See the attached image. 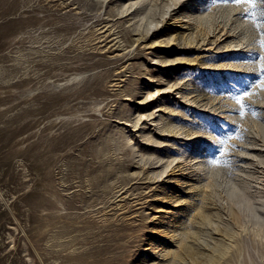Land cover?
Segmentation results:
<instances>
[{
  "label": "rangeland",
  "instance_id": "rangeland-1",
  "mask_svg": "<svg viewBox=\"0 0 264 264\" xmlns=\"http://www.w3.org/2000/svg\"><path fill=\"white\" fill-rule=\"evenodd\" d=\"M193 1L0 0V264H264V0Z\"/></svg>",
  "mask_w": 264,
  "mask_h": 264
},
{
  "label": "bare ground",
  "instance_id": "bare-ground-1",
  "mask_svg": "<svg viewBox=\"0 0 264 264\" xmlns=\"http://www.w3.org/2000/svg\"><path fill=\"white\" fill-rule=\"evenodd\" d=\"M199 1H201L202 2V0H199ZM204 1V0H203ZM190 6H186V7H183V8H181V9H178V10H175V13L174 14H177L178 13V15L179 14H181V13H185V14H187V15H192V13H193V10H194V4H195V2L193 1V0H190ZM180 8V7H179ZM180 16V15H179ZM189 19V18H188ZM178 20V19H177ZM176 20V21H177ZM175 21V20H174ZM188 23V22H187ZM189 24V23H188ZM179 27L180 28H184L185 27V24H179ZM172 51V50H171ZM158 91H160V89H157ZM164 90V89H163ZM163 104V103H162ZM164 105V104H163ZM263 128V127H262ZM201 146V145H200ZM197 151V150H196ZM194 153V152H193ZM199 156V155H198ZM258 156V155H257ZM207 157H209V156H207ZM205 158V157H204ZM206 159V158H205ZM204 159V160H205ZM209 159H210V157H209ZM262 159V158H261ZM209 160L207 159L206 160V162H208ZM262 163V162H261ZM206 164V163H205ZM205 164H203V165H205ZM201 168H202V166H201ZM176 171V170H175ZM179 180V179H178ZM237 184V183H236ZM231 196L232 197H237L238 198V200H237V202H240V203H242L243 204V202H245V204L250 208V204H251V196L250 195H248L243 189H241V188H238L237 186H233V188L231 189ZM234 199V198H233ZM253 203V202H252ZM262 203H263V205H264V200H262ZM234 206H235V204H234ZM257 207V206H256ZM250 209H253V211H254V208H250ZM240 210V209H239ZM256 211V210H255ZM233 213H234V215H235V217L237 216V214H238V212L235 210V209H233V211H232ZM255 214V217H254V220H253V225H254V231H255V233H257V234H259V235H262V237L264 238V218L262 219L261 218V216L260 215H258L259 213H254ZM251 227V226H250ZM211 248V247H210ZM183 249H184V251H183V253L185 254V255H191V257L193 258V262H194V264H216L217 263V259H218V255L215 253V252H213L214 250H218L219 251V253H224L225 251H226V247L223 245H221V244H217V245H213V251H212V253L210 254H208L207 256H205V257H202L201 256V253H200V255H198V258H197V256H194L193 254H196V251L194 252V247H192L191 245H189V244H185L184 246H183ZM168 252V251H167ZM165 254V253H164ZM184 254H182V256H185ZM200 257H202V259L200 258ZM198 260V261H197Z\"/></svg>",
  "mask_w": 264,
  "mask_h": 264
},
{
  "label": "snow or ice",
  "instance_id": "snow-or-ice-1",
  "mask_svg": "<svg viewBox=\"0 0 264 264\" xmlns=\"http://www.w3.org/2000/svg\"><path fill=\"white\" fill-rule=\"evenodd\" d=\"M237 2H239V0H237ZM247 2H248L249 4H251V3H252V0H247ZM237 99L239 100V99H242V98L238 97Z\"/></svg>",
  "mask_w": 264,
  "mask_h": 264
}]
</instances>
